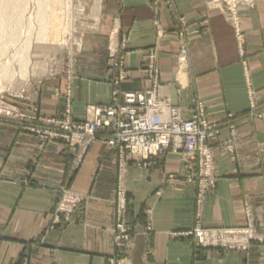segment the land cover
I'll list each match as a JSON object with an SVG mask.
<instances>
[{"label": "crops", "instance_id": "obj_1", "mask_svg": "<svg viewBox=\"0 0 264 264\" xmlns=\"http://www.w3.org/2000/svg\"><path fill=\"white\" fill-rule=\"evenodd\" d=\"M100 2L94 66L76 74L70 101L66 81L57 80L21 108L61 119L70 106L72 122L82 123L115 93L153 89L186 120L203 107L220 130L203 226L243 227L248 208L264 226V0L234 11L202 0ZM110 51L118 52L112 61ZM119 62L123 70L113 67ZM35 124L0 119V264H111L123 255L127 264H264V246L198 251L185 237L198 215V171L182 153L137 162L108 147L102 132L84 148L48 140ZM119 190L131 223L126 248L116 245ZM64 192L85 199L69 223L56 215Z\"/></svg>", "mask_w": 264, "mask_h": 264}, {"label": "rangeland", "instance_id": "obj_2", "mask_svg": "<svg viewBox=\"0 0 264 264\" xmlns=\"http://www.w3.org/2000/svg\"><path fill=\"white\" fill-rule=\"evenodd\" d=\"M60 1L61 3L63 2V7H61L60 9L61 13L58 14V16L60 17V21L58 25L59 26L61 25L60 27H58L57 30V32L60 34L59 35L60 38L59 37H58L59 39L57 38V40L59 41V45L57 41H53V43H51L50 45H46L44 46V48L41 47L42 50L41 48L40 50L38 49L40 58L35 57L34 53L37 50L36 45L38 42V38L36 37L38 34L37 23L35 21H32L31 19L32 18L35 19L34 16H36V12L38 8L36 5V0H27L26 12L23 14L24 20L19 30L18 43L14 47L10 45L11 47H9L10 49L8 48L7 56L0 57V59L2 60L1 63H5L6 61H9L11 59V63H13L14 66L12 67L13 71H11V75L13 76V78L11 77L7 80L8 84L5 89L2 90L0 89V104L4 105L3 108H5L3 111L5 117L0 116V119L8 118L9 120L19 121L21 123H26L27 121L29 123H36V124L38 123L37 124L38 126L35 124L38 128H34V129H47L49 130L48 132L52 134H62V133L57 132L55 130V127L49 124L56 122L63 123L64 120L68 118H70V121L72 122V117H71L72 111L70 109V106H68V109L66 110L64 117H62L61 119H56V118L51 119L40 116V112L37 111L33 112L34 115L31 116L21 108V105L22 104L26 105L30 103L32 101V97L36 96V92H38V89L42 90V88H44L45 86L51 83L56 82L57 80L66 81V95L68 98V102L70 101L73 90V80L76 74H78V72H80L81 70H84V68H90V66H94V57L98 52L97 50L99 49L98 46L100 43V41L97 40V37L101 33L100 28L102 26L103 17H104L100 12L101 2H99V0H60ZM202 1H204L206 7L209 6L212 10L216 9L217 11H225L229 9L234 11L238 7L250 5L254 2V0H202ZM18 51L23 53V54L20 53L21 56L23 55V57L27 58L28 62H26V67L24 70L25 72H21L20 70L21 66L16 64L18 62L16 61L17 59L13 58V54L17 53ZM116 54H118L117 51L113 52V54L111 51L109 52L111 61H112V57H117ZM22 73L25 75V77L22 76L23 75ZM53 94L56 96L61 95L59 87L58 88L56 87L53 90ZM94 110L95 108L90 112V118L87 121H91L94 119L93 117ZM15 116L18 117L22 116V117L15 118ZM194 116L195 113L193 117ZM182 119L188 121L183 117ZM48 122H52V123H48ZM82 123H74V124H82ZM219 134H220V130H219ZM48 140L51 141L58 140V141L67 142V140L61 137L51 138ZM67 143L72 146V142H67ZM77 146L79 147L80 145ZM194 165L196 166L198 171V180H197L198 215L195 226L187 234H185V237L190 238L193 241V245L195 249L198 251L199 250L218 251L223 253L232 252L239 254V253L249 252L251 247L255 244L264 246V226L262 224H257V222H255L252 219V217L250 216L251 214H254L252 208L251 209L248 208L249 220L243 227L206 228L203 226L201 222L200 209L202 207L205 197L212 194L215 191L217 183H216V179L213 176V172H212V177L214 181L213 183L209 184V180L205 179L204 176L201 177L200 175V169H199L200 166L198 164V161L193 162L187 159V166L189 168L190 167L193 168ZM214 168H215V161H214ZM120 192L121 194L123 193L122 197L124 196L125 206L123 207L124 210L122 211L124 212V215L121 217V221L119 222L117 216L119 214L120 205L118 206V201L115 204L116 232H118L117 226L119 224V226L124 227V229L126 230V234L129 236L131 223L128 218L129 211H128V199L126 197L127 194L124 190H120ZM83 200L84 201H82L81 206L85 202V199ZM81 206H79L76 209V211L74 212L75 214L81 209ZM57 207H56V215H57ZM198 230H202L204 232H216L217 237L214 240V244L213 241L210 240V244L208 245V247L201 245L199 239L196 237V232ZM226 231L235 232V235H232L231 237L229 234H226ZM224 233L226 234V236L224 235ZM229 239H231L232 241H230ZM122 241L124 248H126L130 243H132V238L129 237L127 240L124 239ZM116 245H118L117 240H116ZM234 247L237 249L231 251L230 249L231 248L233 249ZM240 247L242 248V251L238 249ZM123 256H120L117 262L115 263L113 262L111 264H127V255H123Z\"/></svg>", "mask_w": 264, "mask_h": 264}, {"label": "built area", "instance_id": "obj_3", "mask_svg": "<svg viewBox=\"0 0 264 264\" xmlns=\"http://www.w3.org/2000/svg\"><path fill=\"white\" fill-rule=\"evenodd\" d=\"M114 58L112 57V60ZM149 65L151 74L156 75L154 64ZM113 67L124 69L121 62L115 63ZM119 79L123 81L125 76ZM156 80L154 79L155 83ZM3 107L4 105L0 104V116L5 117ZM20 117L22 116H15V118ZM93 117V120L82 124H74L70 118L64 120L63 123L48 122L52 123L49 125H53L55 130L62 134H52L47 129H33V132L45 136L46 139L61 137L67 142H72V146L80 145L84 148L95 142L97 134L102 132L107 136L108 147L119 150L124 159L132 157L137 162L143 163L163 156L171 149L174 153H183L190 161H198L201 177L208 179L209 184L213 183L214 161L210 146L217 140L219 128L207 119L203 107L198 108V112L191 120L185 121L177 110L158 100L156 90L153 89L145 94L122 93L119 95L115 93L113 104L95 109ZM232 136H235L234 132ZM122 194L119 190L117 194L118 206L120 205L117 216L119 222L124 215L122 211L125 206ZM82 201L83 199L79 196L64 193L57 207V216L69 223ZM117 228V246L124 248L122 240H127L129 237L124 227L118 224ZM226 234L232 237L235 232L226 231ZM226 234L224 233L225 236ZM196 237L201 245L208 247L210 240L214 244L217 234L198 230ZM235 249L237 248L230 250ZM238 249L242 251L241 247Z\"/></svg>", "mask_w": 264, "mask_h": 264}, {"label": "bare ground", "instance_id": "obj_4", "mask_svg": "<svg viewBox=\"0 0 264 264\" xmlns=\"http://www.w3.org/2000/svg\"><path fill=\"white\" fill-rule=\"evenodd\" d=\"M26 3L27 0H0V57L7 56L8 48L11 47L10 45L14 47L18 43L19 30L24 20L23 14L26 12ZM36 5L38 10L36 12V16H34L35 19L32 18L31 20L37 23V50H40L41 47L44 48L46 45H50L53 41H57L59 45L57 38H60V34L57 30L61 25H58L60 21L58 14L61 13L60 9L63 7V2L61 3L60 0H36ZM37 50L34 55L35 57L40 58L39 50ZM20 53L21 52L18 51L13 54V58L18 61L17 63L15 61L14 62L21 66V72H25L26 62L28 61L27 58L23 57V55L21 56ZM1 62L2 60L0 59V89L2 90L7 87V80L11 77L13 78L11 71H13L12 67L14 66L13 63H11V59L5 63ZM22 76L25 77L24 74Z\"/></svg>", "mask_w": 264, "mask_h": 264}]
</instances>
